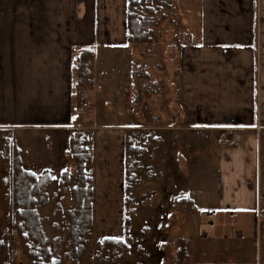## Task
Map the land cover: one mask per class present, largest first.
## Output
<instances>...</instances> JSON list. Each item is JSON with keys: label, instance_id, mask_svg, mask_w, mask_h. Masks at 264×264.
<instances>
[{"label": "crops", "instance_id": "obj_1", "mask_svg": "<svg viewBox=\"0 0 264 264\" xmlns=\"http://www.w3.org/2000/svg\"><path fill=\"white\" fill-rule=\"evenodd\" d=\"M175 8L179 46L167 33L143 53L148 45L127 40V0H0V130L35 174L70 158L74 130L85 134L95 225L101 232L109 210L124 221L134 72L158 78L159 51L156 80L191 124L192 162L177 179L175 234L151 264H176L181 239L183 264H264V0H175ZM86 49L92 105L77 113L75 65ZM122 230L124 222L111 237Z\"/></svg>", "mask_w": 264, "mask_h": 264}, {"label": "rangeland", "instance_id": "obj_2", "mask_svg": "<svg viewBox=\"0 0 264 264\" xmlns=\"http://www.w3.org/2000/svg\"><path fill=\"white\" fill-rule=\"evenodd\" d=\"M176 24L175 10L163 24L160 42L168 33L170 34L168 40L171 39L172 45L179 46V39L172 36ZM159 43L154 46H143L140 51L150 53L148 47L159 46ZM154 54L157 62L154 60L151 68L153 76L159 78L160 52L156 51ZM75 75L77 74L74 73V77ZM134 75L135 96L130 106L131 115L125 121L129 133L127 183L130 185L127 191L130 202L125 209V219L123 221L120 211H105L101 218V232L94 221L83 257L78 264H151L150 255L160 247L166 235L173 236L176 231L173 213L183 197L180 187L177 186V179L181 177V172L184 173L188 163L190 166L192 162V148L184 133H189L193 129L190 128L191 124L180 118L182 112L176 104L168 105L169 96L176 99L174 91H166L165 84L158 81L160 80L158 78L148 76L143 68L135 71ZM89 76L88 73V78ZM74 91L78 109L83 111L85 107H82L81 102L91 98L81 85H75ZM76 133L77 130H74L71 136H75ZM84 136L87 139L85 134H78L82 139ZM15 147L17 146L14 138L9 132L0 130V264H32L27 254V247H32V243L26 244L15 228V208L12 199ZM71 148L69 141L68 155L71 156L66 158L68 160L61 165L56 162L54 165L58 166L53 171L45 170L37 174L41 176L49 172L50 175V181L45 188L46 203L38 206L37 210L42 218L43 230L49 238L53 257L61 264H73L65 216V212L73 207L72 191L76 184L75 181H70V177L76 175V168L73 170L75 164ZM87 149L90 154L88 146ZM5 150L6 152L8 150L9 154H6ZM181 153L185 154V158L181 157ZM59 169L62 171H58ZM123 222H126L127 231L123 233L122 230L120 237H111L119 232V228L123 229ZM106 239L122 240V245L125 246L118 252L122 245L110 246Z\"/></svg>", "mask_w": 264, "mask_h": 264}, {"label": "trees", "instance_id": "obj_3", "mask_svg": "<svg viewBox=\"0 0 264 264\" xmlns=\"http://www.w3.org/2000/svg\"><path fill=\"white\" fill-rule=\"evenodd\" d=\"M176 10L175 0H127V40L131 44L155 45L160 42V31L164 23ZM92 50L86 49L76 59L75 85L84 86L88 79L87 63L92 57ZM80 132L70 139L76 175L70 177L75 181L72 191L73 207L65 212L67 218L66 232L71 247V261L78 264L82 259L87 244V238L95 221V186L94 177L86 169L90 158L87 149V139L78 137ZM129 139H127L128 153ZM7 149V148H6ZM6 152V150H5ZM6 154H9L8 150ZM128 156V155H127ZM126 156V166L128 163ZM49 173V172H48ZM47 172L38 176L24 168L21 152L14 149L13 156V206L15 208V228L21 239L32 247H27V254L32 264H61L54 259L50 249V241L42 227V218L38 206L46 203L45 188L50 181ZM129 170H126V192L130 189L127 183ZM130 201L126 197V207ZM264 224V208L261 213ZM126 229V222H125ZM127 231V230H126ZM110 246L120 247L123 242L119 239H106ZM189 243L181 239L176 264H183L189 260L187 247ZM122 245L118 252L123 248Z\"/></svg>", "mask_w": 264, "mask_h": 264}, {"label": "built area", "instance_id": "obj_4", "mask_svg": "<svg viewBox=\"0 0 264 264\" xmlns=\"http://www.w3.org/2000/svg\"><path fill=\"white\" fill-rule=\"evenodd\" d=\"M81 104H82V107H88V106L92 105V100H90V99L84 100L83 102H81ZM81 112L82 111H80L78 109L77 113H81Z\"/></svg>", "mask_w": 264, "mask_h": 264}]
</instances>
